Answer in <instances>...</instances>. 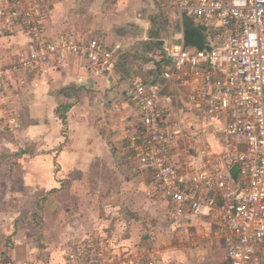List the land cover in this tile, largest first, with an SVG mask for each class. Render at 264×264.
Segmentation results:
<instances>
[{
    "label": "built area",
    "instance_id": "1",
    "mask_svg": "<svg viewBox=\"0 0 264 264\" xmlns=\"http://www.w3.org/2000/svg\"><path fill=\"white\" fill-rule=\"evenodd\" d=\"M60 1L0 0V36L22 28L28 39L14 62L0 67V101L26 84L22 73L44 75L77 60L93 79L123 76L121 44L47 34ZM168 8L176 11L173 34L159 40L154 76L126 85L132 112L115 136L132 152L147 200L170 220H202L227 264H264V0H169ZM185 17L202 22L209 50L187 46ZM108 104L124 113L122 104ZM17 127L14 118H0V133ZM116 250L88 234L68 242L65 264H163L153 231L139 251Z\"/></svg>",
    "mask_w": 264,
    "mask_h": 264
},
{
    "label": "crops",
    "instance_id": "2",
    "mask_svg": "<svg viewBox=\"0 0 264 264\" xmlns=\"http://www.w3.org/2000/svg\"><path fill=\"white\" fill-rule=\"evenodd\" d=\"M160 12V0H61L47 21V34L56 40L65 34L100 37L109 45L121 44L122 54H135L136 44L153 41L154 22L165 18ZM165 19L171 28L173 23ZM27 40L22 28L0 36V67L14 62L15 56L26 49ZM153 52L149 63L136 62L146 67L144 71L149 77L154 76L151 66L158 54L157 49ZM119 76L93 79L77 60L69 67L53 68L44 75L22 73L20 77L26 84L14 96L0 101V118H14L18 124L16 129L0 133V173L7 163L13 162L16 165L8 177L15 174L22 182L16 193L28 194L35 201V195L44 194L29 205L32 219L29 217L25 223L16 218L9 228L14 229L15 251L37 253L35 264H65L69 241L88 234L100 235L95 229L83 233L91 227L88 229L89 225L77 217L104 216L102 203L107 196L116 200L118 194L126 193L125 199L122 198L126 205L118 206L126 214L123 217L126 222L146 223L147 214L152 215L151 207L156 204L145 196V178L135 174L132 152L126 142L115 136L122 127V117L132 112L125 100V88L133 78ZM110 101L122 104L124 113L111 112ZM22 150L27 153L18 156ZM128 174L136 175V180L142 183L140 191ZM58 198L61 201H56ZM129 203H133V208ZM160 209L164 210L162 206ZM176 223L183 233L189 227L209 228L202 220ZM3 225L2 218L0 233L5 234ZM143 239L145 236L139 234L138 242ZM34 241L43 246L35 245L34 251ZM128 242L131 241H125L126 246H130ZM214 254H222L226 261L223 249L215 250Z\"/></svg>",
    "mask_w": 264,
    "mask_h": 264
},
{
    "label": "rangeland",
    "instance_id": "3",
    "mask_svg": "<svg viewBox=\"0 0 264 264\" xmlns=\"http://www.w3.org/2000/svg\"><path fill=\"white\" fill-rule=\"evenodd\" d=\"M113 1L114 0H112V2ZM168 4L169 0H160V15L167 19H169V16L176 12L173 9L169 10ZM165 18L160 17L157 20V24H159L161 29L159 40L163 42H167V40H169L168 37H171L173 34V31L169 27V23ZM184 26L185 29L188 27L199 29V34L195 35L192 43L189 41L187 43L186 41L189 48L203 51L211 48L210 36L206 30H204L205 28L203 27L201 21H193L185 17ZM146 47H149L147 42H139L135 45L134 55L140 57L141 62L148 60L150 57L149 55L153 56L154 52L150 51L149 48ZM151 67H154V65ZM145 68L146 67L144 65H141L140 67V63H135L134 70L136 72L133 79H147L149 76L145 73ZM171 94L173 96V93ZM176 106L178 105L174 103L173 107ZM180 106V108H183L184 105L181 103ZM180 146L182 147L183 145ZM15 165L16 164L13 162L11 164L7 163L5 165L7 167H5L0 173V221L3 218L4 225L2 227L5 229V234L0 233V264H35L34 260H36L38 256L37 253L28 254L25 251H15L16 244L14 242V229L9 231V228L11 227L10 225L12 222L14 224V219L16 218L19 222L25 223H27L26 221L29 220V217L32 219L33 217L29 215L32 211V206L30 207L29 205L36 203L40 197H44V194L35 195V198L37 196V200L35 201L34 197L28 194L21 195L20 193H16L21 189V178L16 177L15 174L14 176L8 177ZM133 169L135 170V166ZM130 173L131 171L129 174ZM134 176L137 177L136 175ZM134 176L129 175V178L131 177L135 180L134 187L140 191L142 183L139 180H136ZM55 196L57 195H53V198H55ZM125 196L126 193L123 192L118 194V198L116 200L111 196H107L106 202L102 203L104 205L102 206V208L104 207L102 209L104 216L101 214V217L99 216L98 219L97 217H92L91 214L89 217L85 214L81 217H77L82 220L83 223L89 225L88 229L91 227L83 233L94 232L93 230L95 229L98 234L102 235L112 243V245L117 249L116 251L122 252L125 249H129L132 252H135L140 250L143 243V240L140 242L137 240L139 234L144 237L147 231H153L157 234L162 246L161 259L163 264H227V262L224 261V256L222 254H214V251L219 248L214 247L208 240V236L211 235L210 228L205 225L197 227L196 229L189 227L190 229H187V231L183 233L182 228L179 226V230L177 228V223L170 220L164 213V210L160 209V205L151 207L152 215L150 213L147 214L139 211V213L147 214L148 218L146 219L148 221H146V223H139L134 220L133 223L130 221L126 222V219L123 218H126V214L118 208V206L122 205L121 203L126 205V200L122 201V198L125 199ZM119 199H121V201ZM56 201H61V198L56 199ZM42 202H44V200H42ZM21 204L22 207L20 206ZM129 204L133 208V203ZM22 209H24L23 212ZM95 210L98 211V208ZM137 216L141 217L140 215ZM40 219L41 217L38 215L36 218L38 225L40 223ZM127 240L131 241L128 242L130 246H126L127 243H125V241ZM35 245H41V247L43 246L40 242L34 241L32 249L35 248ZM199 248H202L204 251H202V249L197 251ZM191 249L193 251L190 252ZM40 253L42 254L43 252ZM43 258L44 259L42 260L45 262V257Z\"/></svg>",
    "mask_w": 264,
    "mask_h": 264
},
{
    "label": "trees",
    "instance_id": "4",
    "mask_svg": "<svg viewBox=\"0 0 264 264\" xmlns=\"http://www.w3.org/2000/svg\"><path fill=\"white\" fill-rule=\"evenodd\" d=\"M154 31L152 32V39L154 41V44H153V41H148L147 42V45L149 47H146V48H149L150 51H155L157 49L158 53H159V46H157L158 42H159V37H160V29H159V24H157V22L155 21L154 22ZM202 30V29H201ZM205 30V29H204ZM202 30V31H204ZM199 34V29L197 28H191V27H188L187 29H185V37H186V41L188 43V41L190 43L193 42V38L195 37V35ZM156 40V41H155ZM141 58L138 57L137 55H134V54H120L119 55V61H120V64H119V71L120 73L125 76V77H129V78H134V74H135V70H134V67H135V63L140 60ZM151 60L148 59V60H144L145 63H148L150 62ZM62 119H65V115L64 114H61L60 115ZM27 153V150H22L19 154V155H23Z\"/></svg>",
    "mask_w": 264,
    "mask_h": 264
}]
</instances>
